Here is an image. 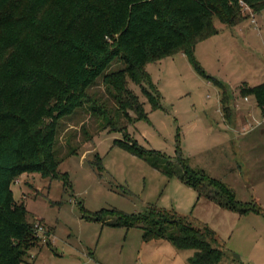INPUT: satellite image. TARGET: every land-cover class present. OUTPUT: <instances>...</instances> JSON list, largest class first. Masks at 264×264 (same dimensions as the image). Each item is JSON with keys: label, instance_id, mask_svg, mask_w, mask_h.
Wrapping results in <instances>:
<instances>
[{"label": "rangeland", "instance_id": "obj_1", "mask_svg": "<svg viewBox=\"0 0 264 264\" xmlns=\"http://www.w3.org/2000/svg\"><path fill=\"white\" fill-rule=\"evenodd\" d=\"M245 16L233 28L216 20L220 35L200 42L194 54L208 75L228 87L230 106L240 112L238 132L227 126L220 87L185 54L147 65L162 96L161 109L153 110L141 88L130 82L149 114L131 125L113 111L100 77L90 95L107 100L119 129L127 126L130 137L152 154L146 160L115 145L124 140L125 132L112 130L106 118L94 115L88 105L61 120L55 155L69 182L29 172L11 185L39 238L23 264H190L193 250H180L169 242L146 243L140 228L107 225L122 216L144 213L150 206L175 211L194 226L214 230L224 251L220 264H264V113L254 95L241 94L244 84L264 83V10L254 18L250 13ZM117 66L114 63L109 70ZM181 158L225 183L240 207L256 202L263 212L241 215L199 201L180 178L167 177L149 162L171 164L183 174ZM198 184L202 196L228 200L219 188ZM104 209L108 212L103 220H94Z\"/></svg>", "mask_w": 264, "mask_h": 264}, {"label": "trees", "instance_id": "obj_2", "mask_svg": "<svg viewBox=\"0 0 264 264\" xmlns=\"http://www.w3.org/2000/svg\"><path fill=\"white\" fill-rule=\"evenodd\" d=\"M240 1L256 14L264 10V0H0V264H23L39 241L24 203L13 197V181L37 172L69 182L55 155L61 120L88 105L112 130L125 132L124 140L115 145L149 159L127 126L119 129L109 102L90 95L100 77L113 111L131 125L149 114L130 82L141 88L153 110L161 109L162 96L147 65L182 53L220 87L224 114L229 116L228 87L208 75L194 54L200 42L218 34L216 20L228 28L246 20ZM114 63L119 68L110 71ZM241 94L254 95L264 113V83L244 84ZM157 161L149 162L167 177L180 178L200 197L198 181L219 188L228 200L206 197L226 209L241 215L263 212L256 202L240 207L225 183L182 158L183 174ZM97 162L102 172L100 157ZM107 212L99 211L94 220L102 221ZM107 225L140 228L146 243L169 242L180 250H193L190 264H220L224 257L214 230L194 226L175 211L150 206Z\"/></svg>", "mask_w": 264, "mask_h": 264}, {"label": "crops", "instance_id": "obj_3", "mask_svg": "<svg viewBox=\"0 0 264 264\" xmlns=\"http://www.w3.org/2000/svg\"><path fill=\"white\" fill-rule=\"evenodd\" d=\"M230 35H231V38H233V39H236V36H235V34H233V33H229ZM218 35H220V33H218L217 35H215L216 37L218 36ZM229 35V36H230ZM215 36H213V37H211V38H209V39H207V40H211L212 38H214ZM207 40H205V41H207ZM203 42V41H202ZM230 105H231V103H230ZM230 108H231V110H230V114H229V116H225V118H226V123H227V126L228 127H230V128H232L233 129V131L234 132H238V130H239V127H238V123H237V119L239 118V110L237 109V107H235V109H234V107H231L230 106ZM263 112V111H262ZM232 119H234V121H235V124L234 123H232ZM244 131V130H243ZM181 180V179H180ZM181 182L183 183V184H185V185H187V186H189L188 184H186V183H184L182 180H181ZM189 187H191V186H189ZM192 188V187H191ZM196 193H197V199L200 201L201 199H204L205 201H207V202H210V203H213V204H216L217 206H219V207H221V208H223V209H226V208H224V207H222V206H220V205H218L216 202H214V201H212V200H210V199H208L207 197H204V196H199V194H198V192L194 189V188H192ZM226 210H229V209H226ZM231 211V210H230ZM232 212H234V211H232ZM235 213H237V212H235ZM164 243H166V242H158V244H160V245H162V244H164Z\"/></svg>", "mask_w": 264, "mask_h": 264}, {"label": "built area", "instance_id": "obj_4", "mask_svg": "<svg viewBox=\"0 0 264 264\" xmlns=\"http://www.w3.org/2000/svg\"><path fill=\"white\" fill-rule=\"evenodd\" d=\"M240 5L242 8L243 14L250 13L252 18L255 17V13L253 12V10L250 8V6L247 3H245L244 1H240ZM40 229H42V228H40ZM38 231H39V229H38Z\"/></svg>", "mask_w": 264, "mask_h": 264}]
</instances>
